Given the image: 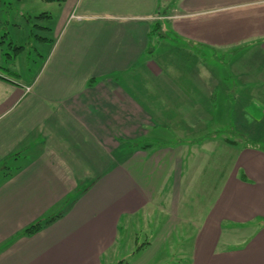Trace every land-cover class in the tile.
<instances>
[{"label":"crops","instance_id":"1","mask_svg":"<svg viewBox=\"0 0 264 264\" xmlns=\"http://www.w3.org/2000/svg\"><path fill=\"white\" fill-rule=\"evenodd\" d=\"M53 22L36 75L0 71V264H117L150 210L143 264H174L179 229L187 264H264V0H66ZM168 29L196 47L159 49Z\"/></svg>","mask_w":264,"mask_h":264},{"label":"rangeland","instance_id":"2","mask_svg":"<svg viewBox=\"0 0 264 264\" xmlns=\"http://www.w3.org/2000/svg\"><path fill=\"white\" fill-rule=\"evenodd\" d=\"M61 4L62 3L59 2H49L44 0H0L1 72L9 74L11 77L21 80H30L39 72L46 60V53L49 52V48L51 47V44H49L51 41L41 39L39 38V35H41L42 37H46L49 40L54 39L55 22H53V20L54 18L57 19V12L61 8ZM43 12H46L49 14V16H51L45 17V15H42ZM160 30L161 29L157 30L156 32ZM168 31H172V29H168L165 31L167 33V35L165 34V36L168 39L162 40L161 37L155 36L153 41L156 46L158 45L159 49H175L176 54L180 56L182 55V51H184L185 49L196 47L194 43H192L189 39L186 40V38H183V36L181 35L176 34V39H172V32ZM248 44L249 42H245L244 46ZM237 46V44L230 45L229 52L232 51L231 47L236 50V48H238ZM200 48L204 49V46ZM215 48L213 49V51H210L209 49L205 50L207 54L211 55L210 57L209 55H206V58L202 56L207 60H211L212 58V66L214 70H217L219 67L217 65H220L221 63L217 60L221 59L224 63L230 65L234 63V57L232 58L230 57V55L221 56V53L223 52L217 50L218 47ZM239 48H242V46ZM177 55H174V58L179 59ZM183 58L185 57L182 56V64H185ZM220 73L221 75L223 74V72H216V74H218L217 76H219ZM242 103L229 104V107L228 105H224V107H228L232 112V115L234 116H237L238 112L241 113V107H243L244 109L246 108L249 111H255L251 104ZM221 107L223 106L220 105L218 109H220ZM242 113L244 114V111ZM219 115L220 114H218V116ZM251 122L256 123L257 121L252 120ZM218 134L222 136L221 131H219ZM229 136L231 138H234L232 137L230 132ZM174 138L176 139V137L167 136L164 141L171 142V140H174ZM181 138H183V136ZM146 213L147 212L143 213V215H145ZM148 214V217L140 216L139 218H135L131 227H123L120 236L121 240L119 241L116 248L118 251L113 249V253L117 252V254H120L119 256H117V264H143L142 261L144 257H147L146 255L148 253L146 254V251L143 252L144 248L142 247L146 245V242L148 240L152 242V238L156 236L157 231L160 228L159 222L163 223V220H167L166 214L161 211L159 212L150 210L148 211ZM186 227L184 228L188 231V228ZM172 236L171 240L173 238ZM174 236L175 246L172 244V242H170L169 246L171 247L163 249V253H161L160 256L164 254V256H166L165 259L168 260L169 258L167 256H172L174 253V259H171L172 261H175L174 264H187V261L189 260V256L187 255V252H189L188 242L183 241L182 236L187 237L188 234L186 231L179 229ZM158 255L159 254L154 257L148 256V261L144 264H162L160 262H162L163 259H161L162 257H158ZM109 259H112V257H110ZM165 264H169V262H166Z\"/></svg>","mask_w":264,"mask_h":264},{"label":"trees","instance_id":"3","mask_svg":"<svg viewBox=\"0 0 264 264\" xmlns=\"http://www.w3.org/2000/svg\"><path fill=\"white\" fill-rule=\"evenodd\" d=\"M45 1H49V2H59V3H63L65 2L66 0H45ZM45 13H42V15H44ZM160 24V23H159ZM159 24H155L154 25V28H153V31L156 32L157 30H159L161 28V25L159 27ZM63 213V212H62ZM62 213H59V214H56L54 216H50L44 220H38L36 223L32 224L31 226H29L28 228H26L24 230L25 233H34L36 231H38L39 229H41L42 227L52 223L54 220H56L57 218H59Z\"/></svg>","mask_w":264,"mask_h":264},{"label":"built area","instance_id":"4","mask_svg":"<svg viewBox=\"0 0 264 264\" xmlns=\"http://www.w3.org/2000/svg\"><path fill=\"white\" fill-rule=\"evenodd\" d=\"M32 89L31 86L26 87V91H30Z\"/></svg>","mask_w":264,"mask_h":264}]
</instances>
